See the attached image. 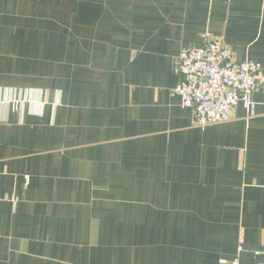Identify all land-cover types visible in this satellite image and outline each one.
<instances>
[{"label": "crops", "instance_id": "0c3cea01", "mask_svg": "<svg viewBox=\"0 0 264 264\" xmlns=\"http://www.w3.org/2000/svg\"><path fill=\"white\" fill-rule=\"evenodd\" d=\"M205 34L264 62V0H0V264L259 261L264 95L172 94Z\"/></svg>", "mask_w": 264, "mask_h": 264}, {"label": "built area", "instance_id": "2783aa9c", "mask_svg": "<svg viewBox=\"0 0 264 264\" xmlns=\"http://www.w3.org/2000/svg\"><path fill=\"white\" fill-rule=\"evenodd\" d=\"M174 75L177 83L172 94L181 108L191 111L197 128L227 122L238 106L248 118L254 117L253 96L264 95V62H237L222 39L211 34L203 36L200 47L180 51ZM256 255V264H264V245Z\"/></svg>", "mask_w": 264, "mask_h": 264}]
</instances>
